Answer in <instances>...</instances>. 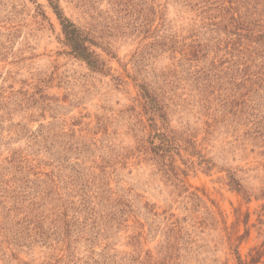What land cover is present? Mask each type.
<instances>
[{"label": "rangeland", "instance_id": "obj_1", "mask_svg": "<svg viewBox=\"0 0 264 264\" xmlns=\"http://www.w3.org/2000/svg\"><path fill=\"white\" fill-rule=\"evenodd\" d=\"M52 1L106 66L71 55L49 0H0V264H235L230 237L261 245L264 47L237 53L204 0Z\"/></svg>", "mask_w": 264, "mask_h": 264}, {"label": "trees", "instance_id": "obj_2", "mask_svg": "<svg viewBox=\"0 0 264 264\" xmlns=\"http://www.w3.org/2000/svg\"><path fill=\"white\" fill-rule=\"evenodd\" d=\"M208 4L211 12L215 13L214 19L219 22L215 23L218 30L228 39L229 45H237V53L246 55L259 47H264V12L261 8L264 6V0H204ZM57 20L60 23L62 33L65 38V45L70 49L71 55L85 62L91 69L104 71L106 64L100 59L99 55L92 49L96 46L90 33L78 28L73 22L67 19L61 12L57 2L49 0ZM212 18V15L210 16ZM213 25V24H212ZM143 99H148L149 95L142 90ZM148 103V101H147ZM153 104V100L149 99V104ZM152 120L154 121L155 130L160 131L155 135L154 140L159 157L166 159L173 157L174 153L181 148L178 140L171 135L168 128L167 116L162 109L153 112ZM160 120L162 124L159 129L156 121ZM154 144V143H152ZM207 170H210L208 167ZM249 214L243 220L244 225L248 223ZM237 218V224L239 223ZM261 225L263 222L260 221ZM249 237V229L244 235L233 240L229 238L231 251L233 253L235 264H264V242L259 246L251 247L245 255H242L239 246L243 240ZM238 241V244L234 243Z\"/></svg>", "mask_w": 264, "mask_h": 264}]
</instances>
